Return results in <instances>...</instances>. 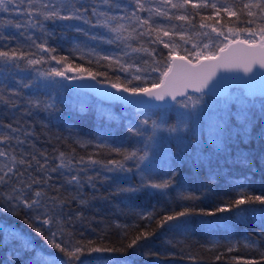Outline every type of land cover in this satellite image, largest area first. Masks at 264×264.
I'll list each match as a JSON object with an SVG mask.
<instances>
[{"label": "trees", "instance_id": "16d2710c", "mask_svg": "<svg viewBox=\"0 0 264 264\" xmlns=\"http://www.w3.org/2000/svg\"><path fill=\"white\" fill-rule=\"evenodd\" d=\"M80 2L89 8L86 15L91 23L47 20L42 21L41 29L28 26L26 18L14 10L0 12V35L4 37L0 39V51L16 50L34 59L44 57L37 65H28L25 60L0 64V95L12 101L0 100V134L14 137L0 144V148L27 160L35 155L41 163L47 156L49 167L59 165L61 152L66 154V160H72L68 168L48 173L51 178L46 184L33 185L32 189L20 184L16 177L0 185V224L7 226V231H0V264H32L33 253L22 250L21 241L13 239L12 232L32 240L35 249L56 264H245V261L264 264V216L261 213L264 205H247L244 207L248 211L233 209L214 216L191 215L169 221L163 227L159 225L164 216L185 209L197 213L215 211L241 192L264 195V98L248 97L236 87L225 98L189 94L193 100H182L188 103L187 108L177 103L173 108H139L120 100L104 101L88 89L60 77L40 76V72L52 68L63 70L67 64L73 70L66 75H88L87 71L79 72V66L92 73H106V76L97 75V79L106 84L116 83L119 77V83L128 86L127 81L134 74L145 77L142 86L146 87L164 79L160 71L151 70L155 58L161 61L162 71L169 52L163 44L151 43L155 33L151 37L117 40L115 33L97 25V18L91 16L92 6L110 11L112 15L130 16L135 9L134 0H118L119 9H109L100 0ZM193 11L190 7L186 13L174 10L176 15L188 14L191 24L156 18L157 23L170 31L172 42L177 45L176 55H185V49L193 51V44L202 47L203 43H210L217 53L214 46L227 43L210 28L199 27L201 16L213 15V20L204 22L218 28L220 25L215 24V20L230 27L245 26L234 24L235 18L223 13L215 16L211 9H200L199 16L192 15ZM7 20L13 21V25L4 24ZM15 23L22 27L16 28ZM202 32H208L212 40L200 35ZM163 40L168 42L169 37ZM33 41L45 43L55 51L42 52ZM142 46L155 52L150 56L132 51ZM52 56L66 59L58 64ZM105 56L113 59L105 60ZM117 58L126 67H133L128 72L120 71L115 63ZM189 59L196 61L193 57ZM17 63L19 67L15 66ZM136 68L143 71L136 73ZM133 83L140 84L139 81ZM25 84L30 86L24 87ZM196 100L199 103L193 108ZM183 109L188 111L187 115L183 116ZM241 116L246 117L247 134L239 122ZM146 118L148 125L141 123ZM9 125L16 131L12 132ZM130 127H138L141 134L130 132ZM213 137L216 143L212 142ZM17 139L24 143H17ZM133 151L148 155L139 167L136 160H123L122 153ZM80 158L84 163H79ZM90 160L100 163L91 164ZM110 161H123L125 168L131 171L116 169ZM4 162L0 158V164ZM16 167L24 173L20 180L30 183L32 177L43 178L35 162L30 169ZM77 174L80 183L69 184L67 181ZM145 178L154 183L170 180L171 184L164 189L142 187L147 183ZM13 188H22L23 198L29 200L36 199L34 191L37 190L44 191L46 196L32 208L13 200L11 203L18 207L12 212L8 211L7 197L20 195L13 192ZM128 188L139 191H125ZM149 214H152L151 219L147 218ZM44 218H51L52 223L41 225L39 220ZM30 224L42 227L46 236L56 232L57 241L66 242L69 248L80 244L125 248L126 251L95 253L85 248L79 260L69 261L58 249L47 245ZM141 233L151 235L138 241L134 249H127V244Z\"/></svg>", "mask_w": 264, "mask_h": 264}, {"label": "snow or ice", "instance_id": "6c2138e0", "mask_svg": "<svg viewBox=\"0 0 264 264\" xmlns=\"http://www.w3.org/2000/svg\"><path fill=\"white\" fill-rule=\"evenodd\" d=\"M102 5L111 8H120V3L118 0H100ZM135 9L131 12L130 16H117L112 15L110 11L99 10L97 6L91 7V16L96 17V24L102 27L109 29V31L116 34L117 40L127 41L128 39H139L145 36L151 37L155 33V38L151 40V43H160L163 44L164 48L169 49L168 57L163 61V70L161 71L159 65L161 64L160 60L153 58V67L152 71H160L162 78H168L169 86L167 88L163 87L164 80L161 79L159 83L154 82L151 87L142 86L145 83V77L139 74H134L131 76V79L127 81V85L119 83L120 78L117 77L116 83H111L110 87L116 89L118 93H126L128 97H148L156 101H162L166 103L165 98L170 97L171 100L175 101L177 104H181L183 107L187 108L189 105L185 101L177 100V95L186 96V99L191 101L193 98L188 96L185 92H177L174 89V85L178 80L187 79L189 81L198 82L199 87L195 88V91H201L203 87H207V81L214 74L212 69L215 67L223 66L225 68H231L233 66V58L221 57L216 54L213 46L210 43H203L202 47L199 44H193V51L185 49L184 56L176 55L177 45L172 42V37L170 31L165 28L163 25L157 23L156 18H164L167 20H179L184 21L187 24H191L192 20L188 14L176 15L175 12H187L190 7L193 9L192 15L199 16L200 9H211L215 16H219L223 13L225 16L234 17V24H243L244 27H235L227 26L220 23V20H215V24L220 25V27H215L211 24L205 23L204 21L213 20V15L207 17L201 16V23L199 27L201 29L210 28L211 32L216 33L217 37H223L224 41H227L226 44L219 43L214 46L215 49H218L220 53H224L227 49H230L232 45L241 46L234 49L233 51L241 52L248 55H252L254 50H259L262 54V58L259 60H252L250 63H243L239 65L243 67L245 73L252 72V65L258 64L260 68L264 69V0H240L239 3H236L233 0V3H228V0H215V2H209V0H134ZM155 5V6H154ZM10 10L16 11L18 14L23 15L26 20V24L30 27H40L43 28V22L47 20H83L85 23H91V19L88 17L89 8L85 4L81 3L80 0H0V12H10ZM127 11V9H124ZM139 13H147L146 17H142ZM42 18V19H41ZM120 21H126V23H121ZM6 25H13V21L7 20L4 22ZM16 28L22 27V24L15 23ZM175 26H173V29ZM138 29H143L138 31ZM80 29L77 28V31ZM127 33V35H125ZM162 33V35H161ZM200 35L208 37L209 41L212 40V37L208 32H202ZM241 36L244 38L241 39ZM163 37H169V41L165 42ZM4 37L0 35V39ZM181 40H184V37L181 36ZM110 43L112 41H109ZM35 44V41H33ZM187 43V41H185ZM42 52L52 53L55 49L48 48L45 46V43L35 44ZM131 47L130 45H127ZM208 50V51H205ZM133 52H144L148 55H153L155 49H149L145 47L132 48ZM189 57H193L197 64H193L192 60ZM203 60L208 61H219L220 63L210 66L203 63ZM51 59L56 60L59 64L64 61L66 58L52 56ZM105 60H112V57L105 56ZM18 60H25L28 65H37L40 64L44 57L40 56L38 59L30 58L23 52H18L16 50L11 51H0V64L8 65L10 63H15ZM115 63L119 65L120 71L128 72L133 65H128L127 67L120 63V60L117 58ZM147 64L148 62L145 61ZM16 67H19V64H15ZM111 67V65H109ZM73 69L67 64L64 65L63 70L52 68L50 71L40 72L39 75L45 78L48 77H60L62 79L71 80V79H84V76H68L66 73L71 72ZM77 70L81 73L87 71L88 77L92 80H96L97 83L101 81L97 80V75H105L106 73H92L86 69L80 68L77 66ZM143 71L141 68H136V73ZM207 73V76L205 75ZM264 75V73H262ZM134 81H139L140 84H134ZM29 84H25L24 87H29ZM160 89V90H157ZM15 94V93H14ZM116 99L126 100L123 96H118ZM0 100L5 101V103H12L10 99H5L3 95H0ZM139 103L138 101H127ZM199 103V100H196L192 103V107L195 108L196 104ZM246 117H239V122L243 125V131L247 134V124L245 123ZM142 124L148 125L149 120L146 118L141 121ZM8 128L15 132L16 129L12 128L11 125ZM153 128H156V124L153 123ZM130 132H133L136 135H140L141 131L138 127H130ZM169 131H175V129H170ZM218 131H223V129H218ZM14 139L13 136L5 134H0V144ZM212 142L216 143L215 137L212 138ZM17 143L23 144L24 141L17 139ZM114 151L119 152V149H114ZM123 160H136L139 163H143L148 159L147 153L144 155H138L137 152L133 151L131 153H122ZM0 158L4 159V163L0 164V185L7 184L12 177H16L20 184H23L28 189H32L33 185H42L46 184L51 178L48 176V173L58 172L61 168H68L72 164L71 159L66 160V154L61 152L58 159L60 160L59 165L55 167L48 166V157L44 156V163H41L35 155L31 156V160L24 158H18L14 154H9L4 148H0ZM243 160H246V157H242ZM33 162L37 166V171L41 173L43 178L32 177L31 182L20 180L19 178L24 175L22 171L17 169V165L26 166V168H32ZM79 163H84L83 158H80ZM91 164H98L100 161L90 160ZM110 164L114 165L116 169L122 171H131V169H126L123 161H110ZM82 170V169H81ZM113 169H109L112 171ZM91 179V178H89ZM147 183L143 184L142 187H150L154 189H164L169 187L171 184L170 180H165L161 183H154L149 178H145ZM69 184H79L80 177L79 175H72L70 180L67 181ZM125 191L135 193L139 191L138 188H128ZM13 192H19L20 195L12 196L9 195L7 200L9 201L8 211L14 212L18 207V204L11 203L13 200L22 203L26 208H32L33 205H39L41 203L40 198L45 197L46 193L44 191H34V196L36 199L29 200L23 198V189L13 188ZM187 199H194L195 197H186ZM53 201H56V197H51ZM83 202V201H81ZM264 205V195H247L243 192L238 194L237 198L230 201L228 204L218 207L215 211H200L195 212L193 210L185 209L184 211L177 212L173 215H166L159 225L164 226L169 221H177L180 218H186L191 215H206L214 216L216 213L231 212L233 209L238 211H248L244 206L247 205ZM255 211V209H252ZM262 216H264V209H261ZM15 214V213H14ZM148 219L152 218V214H149ZM39 219V218H37ZM25 223L29 221L25 220ZM41 225H50L52 223L51 218H44L39 220ZM33 227L34 231L41 237L44 238L47 245L52 248L58 249L66 257L69 258V261H76L80 259V254L85 248H88V251L100 253V252H124L125 248H106V247H89L88 245H80L69 248L66 242L57 241V233L49 232L46 236L42 227L30 224ZM0 231H7V226L0 224ZM13 239L21 241V248L24 251H31L33 256L30 257L32 264H56V261L51 259L48 256L42 255L41 251L35 249L34 242L28 239L26 236L22 237L20 234L12 232L10 233ZM151 233H141L131 240L127 244V249H134L138 245V241L142 239H147ZM91 243V242H89ZM233 249H229L231 251ZM262 258H264V253H262ZM220 259V257H217ZM245 264H258L257 261H245Z\"/></svg>", "mask_w": 264, "mask_h": 264}, {"label": "water", "instance_id": "95a60500", "mask_svg": "<svg viewBox=\"0 0 264 264\" xmlns=\"http://www.w3.org/2000/svg\"><path fill=\"white\" fill-rule=\"evenodd\" d=\"M241 46L232 45L230 49H227L224 53L217 52L216 54L221 57H229L233 58V66L231 68H225L223 66L215 67L212 69L214 72L213 75L207 81V87H203L201 91H195L196 87H199L200 84L198 82L189 81L187 79L178 80L174 85V89L177 92H185L187 95L193 93L206 94L210 97L216 98H225L232 88L240 87L244 94L251 98L262 97L264 98V69L260 68L258 64L252 65V72L245 73L243 67L239 65L243 63H250L252 60H259L262 58V54L260 51L254 50L252 55H248L241 52L233 51L236 48ZM180 56V55H178ZM184 56V55H181ZM206 65H216L220 63L219 61H208L201 59ZM193 64H197V61H193ZM207 76V73L205 74ZM84 79H71L67 82L71 84L78 85L79 87L88 89L96 96H99L104 101H119L120 99H116L118 96H123L127 101H138L139 103L134 102H126V100H120L125 102L127 105H134L136 107H146V108H173L176 104L175 101L171 100L170 97H166V103L162 101H156L154 99H150L148 97H128L126 93H118L116 89L110 87V84L106 83H97L96 80H92L87 78L88 75L84 76ZM98 80V79H97ZM163 87L167 88L168 78H164ZM100 81V80H99ZM160 90V89H157ZM186 96L177 95V100H183Z\"/></svg>", "mask_w": 264, "mask_h": 264}, {"label": "rangeland", "instance_id": "374dc122", "mask_svg": "<svg viewBox=\"0 0 264 264\" xmlns=\"http://www.w3.org/2000/svg\"><path fill=\"white\" fill-rule=\"evenodd\" d=\"M231 94H233V93H231ZM182 114H183V116H184V115H187V114H188V111L185 110V109H183V110H182Z\"/></svg>", "mask_w": 264, "mask_h": 264}]
</instances>
